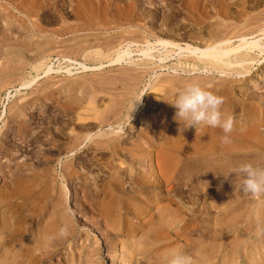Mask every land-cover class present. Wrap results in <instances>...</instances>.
Instances as JSON below:
<instances>
[{"label": "rangeland", "instance_id": "1", "mask_svg": "<svg viewBox=\"0 0 264 264\" xmlns=\"http://www.w3.org/2000/svg\"><path fill=\"white\" fill-rule=\"evenodd\" d=\"M0 4V201L15 192L22 194L29 191L33 197L31 200H36L33 208H29L38 211L36 214L41 219L38 220L39 216L35 214L31 221L45 222H42L44 225L40 223L37 230L34 229L35 232L32 233L35 236L46 231V227L49 231L54 230L58 221H76L74 224L77 233L72 240L66 244L59 240L61 237L58 240L54 236H49L54 239L47 237L50 241L46 242L47 239H44L46 243L42 246L43 251L40 250L39 253V250H35L31 253V264H122L120 241L113 240L111 236L106 238L107 228L98 221L97 209H82L84 196L87 195L81 189L88 186L95 177L105 179L114 174L117 169L110 167L111 162L117 161L114 164L119 167V160L130 156L133 143L145 148L146 154H150L154 162L155 159L163 160V163L166 161L167 168L162 164L161 169L166 172L162 170L168 182L163 186L164 189L170 187L172 192L171 199L157 203L148 215L141 218L143 221L153 220L154 223L159 220L157 225H161L154 226V234L155 231L159 232L156 237L160 236L161 239H156L154 234L151 236L154 242L159 240L154 244L156 255L154 251L152 254L156 263L151 261V256H148L150 259L138 256L133 259L136 264H167V258L176 250L190 256L192 264H264V194L252 196L235 191L234 184L243 180L242 174H231L228 179L223 176L245 162L264 166V119L254 120L256 115L264 113V50L256 48L249 51L242 48L238 51L239 58L238 63L235 60V66L219 63L217 70H213L206 60L189 59L188 52L184 51V47L188 46L205 49L216 45L217 41H223L225 37L230 40L235 37L231 40L233 47L241 44V39L246 37L249 41L259 39L264 48V0H0ZM161 39L173 41L184 50L178 56L177 46L171 47L173 50L169 48L170 52L165 53L168 58L160 69L161 63L157 59L144 58L142 51L149 43L158 50L160 46L157 41ZM126 49L132 53L131 58L126 57L125 61L116 62L120 50ZM156 50L153 49V54L157 58ZM48 66L51 67V72L46 74ZM187 83H199L206 90L225 98L221 110L225 117L234 115L236 121L235 130L230 134L231 143L221 142L224 133L220 128L202 125L197 131L194 126H185L184 122L174 118L177 110L170 103L174 100L175 93ZM251 95L256 98L253 100ZM246 116L253 121L248 125H241L239 119ZM240 129L244 131L241 132ZM249 131L253 134L247 136L245 133ZM258 133L259 137L256 136ZM235 134L238 136L235 137ZM85 135L90 140L85 141ZM251 136L252 142L249 138ZM77 137L80 142L84 141V146L81 145L76 150ZM195 137L202 142L198 143V138L194 141ZM103 138L110 141H103ZM191 141H194L193 144L198 143L196 147ZM109 143L120 145V157L109 154L110 151L106 149ZM255 143L257 147L253 145ZM199 146L206 153L204 151L201 154ZM192 147L199 153L193 154ZM159 153L169 155L164 157ZM168 156H176L171 163L172 169L167 166V160L171 159ZM196 156L198 160L202 158L199 162L203 167L206 163L210 165L213 162L217 166L211 164V171L206 170L207 166L203 169L202 166L199 167L201 163L193 159ZM203 156H208L205 161ZM207 158L213 160L206 161ZM109 160L112 161L109 163ZM195 163L199 164L197 168ZM107 165H110L109 168ZM146 166L147 164L137 165L136 171L146 173ZM213 167L220 170L214 168L212 171ZM189 171L193 172L188 173ZM76 172L86 174V180H76ZM195 183L202 185L204 189L200 187L199 192V187H194ZM192 188L194 194L190 191ZM24 189L27 191H23ZM217 191L224 195L216 196ZM187 194L191 197V202ZM201 194L203 200L196 201ZM99 197L97 202L104 195L99 194ZM16 198L15 202L18 204L20 201L22 204L21 199L17 198L16 201ZM224 200H227L226 204ZM214 201L217 203L214 204ZM183 203L190 211L181 214L178 219L194 220L185 230H179L175 220L176 224L170 222L173 220L171 215L168 217L166 213L165 216L159 210H174L177 208L175 206ZM56 204L59 206L54 207ZM59 209L65 212L62 215L64 218L61 216L65 220L55 216L54 210ZM163 221L166 223L163 224ZM171 223L173 224L169 227ZM149 225L148 228H153ZM145 233L146 229L135 236L125 237L126 244L131 241L134 245L143 243L142 235ZM25 234L16 241H10L8 244H12V247H7L8 244L3 246L0 264L13 263L7 258H10L9 252L15 248V243H28L27 239L30 237L31 240L34 236L30 234L25 239ZM47 246L48 248H44ZM199 250H204V253L201 254ZM5 252H8L6 256L3 254ZM43 252L47 255L42 254ZM34 254H38V257ZM79 254H83L80 259ZM34 256L37 259L34 260Z\"/></svg>", "mask_w": 264, "mask_h": 264}, {"label": "bare ground", "instance_id": "2", "mask_svg": "<svg viewBox=\"0 0 264 264\" xmlns=\"http://www.w3.org/2000/svg\"><path fill=\"white\" fill-rule=\"evenodd\" d=\"M24 1V0H23ZM79 2V1H78ZM82 2V1H81ZM19 3V2H18ZM17 3V4H18ZM24 3V2H23ZM89 3H90V1H89ZM26 4V3H25ZM77 4V3H76ZM99 4V3H98ZM97 4V5H98ZM101 4V3H100ZM1 5V4H0ZM27 5V4H26ZM25 5V6H26ZM100 6V5H99ZM6 8H8V7H6ZM22 8V7H21ZM27 8V7H26ZM90 8V7H89ZM94 9H96V8H94ZM81 10V9H80ZM220 10V9H219ZM7 11V10H6ZM82 11V10H81ZM90 11V10H89ZM28 13H30L29 11H28ZM96 13V12H95ZM10 14V13H9ZM78 16V15H77ZM90 16V15H89ZM98 16V15H97ZM101 17V16H100ZM104 17V16H103ZM98 18V17H97ZM17 19V18H16ZM19 19V18H18ZM81 20H83V19H81ZM86 20V19H85ZM4 21V20H3ZM98 21V20H97ZM1 22V21H0ZM96 22V21H95ZM24 23V22H23ZM93 23V22H92ZM103 23V22H102ZM2 24V23H1ZM88 24V23H87ZM1 26V25H0ZM106 26V25H105ZM223 26V25H222ZM221 27V26H220ZM105 28V27H104ZM82 29V28H81ZM224 29V28H223ZM79 30V29H78ZM222 31V30H221ZM224 31V30H223ZM227 35V34H226ZM213 36V35H212ZM215 37V36H214ZM220 37H221V35H220ZM233 38H235V37H233ZM232 38V39H233ZM179 39V38H178ZM224 39V40H223ZM222 40L223 41H217L216 43L215 42H213V44L215 43L216 45H212V46H206L207 48H205V49H203V48H197V47H190V46H188V47H184V49H186V50H184L183 49V47H178L177 46V44H174V42L172 41H169V40H163V39H161V40H158L157 41V44H158V46H160V48L158 49V50H156L155 49V47L153 48L151 45H147V48L146 49H144L143 51H142V55L144 56V58H147L148 60H155V59H157V62H159V63H161V65H159V67H160V69L161 68H163V63H165V59L166 58H168L167 57V55L165 54V53H167V52H170L169 51V48H171V47H174V46H177L178 48V56H180L181 55V53L183 52V50L184 51H187L188 53L187 54H189V56H187L188 58L190 57V58H193V60H195V58L198 60H201V61H205L206 60V62H208V64L211 66V68L213 69V70H217V69H219V67L217 68V65L219 64V63H223V64H225V65H234L235 66V60L237 59V63H238V58H239V53H238V51L240 50V49H242V48H246V50H249V51H251V50H254V49H258V48H261V49H263L264 50V48H262L263 46L262 45H260V40L258 39V40H256L255 39V41H253V40H251V41H249V39L247 40L246 39V37L244 38H240L241 39V44H239L238 46H236V47H233V43L231 42V40L227 37V39H226V37L225 38H223ZM226 39V40H225ZM4 41V40H3ZM186 41V40H185ZM210 41V40H209ZM233 41V40H232ZM2 42V41H1ZM262 42V41H261ZM232 43V44H231ZM240 43V42H239ZM263 43V42H262ZM189 44V43H188ZM180 45V44H179ZM191 45H193V44H191ZM153 49L154 50H156L157 52L156 53H158V57L156 58L155 57V55L153 54ZM172 50H173V48H171ZM170 49V50H171ZM172 50H171V52H172ZM261 51V50H260ZM240 53H242V52H240ZM262 53V52H261ZM131 52L129 51V49H126V50H124V51H122V50H120V53L117 55V57H116V62H121V61H125V59H126V57L127 58H131ZM168 54V53H167ZM184 54V53H183ZM186 54V55H187ZM252 54V53H251ZM176 55V54H175ZM185 55V54H184ZM263 56H264V52H263V54H262ZM177 56V55H176ZM241 56V55H240ZM242 56H243V54H242ZM241 56V60H243V57ZM245 56H247V55H245ZM251 56V55H250ZM172 57H174V56H172ZM171 56H170V58H172ZM183 57V56H182ZM176 58H178V57H176ZM187 58V59H188ZM189 58V59H190ZM246 59H247V57H245ZM186 59V60H187ZM261 59V58H260ZM264 59V58H263ZM182 60V59H181ZM192 60V59H191ZM262 60V59H261ZM147 61V60H146ZM185 61V60H184ZM250 60L248 59V62H249ZM252 61H254V60H252ZM194 62V61H193ZM198 62V61H197ZM244 62V61H243ZM260 62V61H259ZM258 62V63H259ZM199 63H201V62H199ZM158 64V63H157ZM191 64V63H190ZM244 64V63H243ZM201 65V64H200ZM204 66H206L205 64H203ZM202 65V66H203ZM221 65V64H220ZM236 65H238V64H236ZM239 65H241V63L239 64ZM238 65V66H239ZM248 65V64H247ZM203 66V67H204ZM208 66V65H207ZM246 66V65H245ZM244 66V67H245ZM187 67V66H186ZM226 67V66H225ZM230 67H232V66H230ZM247 67V66H246ZM84 68H85V66H84ZM253 68V67H252ZM174 69V68H173ZM202 69V68H201ZM206 69H209V68H206ZM244 69V68H243ZM179 70V69H178ZM181 70V69H180ZM210 70V69H209ZM182 71V70H181ZM186 71H188V70H186ZM193 71V70H192ZM191 71V72H192ZM204 71V70H203ZM206 71H208V70H206ZM221 71H223V70H221ZM220 71V72H221ZM236 71V70H235ZM251 71V70H250ZM49 72H51V67H49L48 66V68H47V70L45 71V73L47 74V73H49ZM183 72V71H182ZM198 72V71H197ZM208 72H210V73H212L211 71H208ZM224 72V71H223ZM249 72V71H248ZM247 72V73H248ZM215 73H217V72H215ZM220 74V73H219ZM224 74V73H223ZM237 75V74H236ZM239 75H241V74H239ZM226 80V79H225ZM231 81V80H230ZM256 82L254 81L253 82V84H255ZM222 85V84H221ZM217 87V86H216ZM225 87V86H224ZM221 89V88H220ZM208 90V89H207ZM226 90V89H225ZM219 91V90H218ZM221 91V90H220ZM219 94H220V92H219ZM230 94V93H229ZM228 96V95H227ZM230 97V96H229ZM251 97L253 98V100L256 98V97H254V96H252L251 95ZM246 99V98H245ZM250 102V101H249ZM242 104V103H241ZM245 104V103H244ZM163 106V105H162ZM244 107V106H243ZM242 108V107H241ZM230 109V108H229ZM232 109V108H231ZM243 109V108H242ZM246 109V108H245ZM168 110V109H167ZM241 110V109H240ZM250 110V113L252 112L251 111V109H249ZM22 111V110H21ZM21 111H18V114L20 115H22V112ZM175 111V110H174ZM227 111L228 110H226V113H227ZM257 111V110H256ZM256 111H254V112H256ZM170 112V111H169ZM238 112V111H237ZM247 112V111H246ZM249 112V111H248ZM73 113V112H72ZM163 113V112H162ZM225 113V114H226ZM165 114V113H164ZM175 114H176V112H175ZM175 114H174V116H175ZM238 114V113H237ZM244 114H245V112H244ZM248 114V113H247ZM239 115V114H238ZM240 116V115H239ZM257 117L256 118H254V120H258V121H263V119H264V113L262 112L260 115H256ZM15 117V116H14ZM163 118V117H162ZM162 121V120H161ZM238 121V120H237ZM250 121H253V119L251 118V117H242V119H239V122H241V125H248V123L250 122ZM179 122V121H178ZM181 122V121H180ZM179 122V123H180ZM236 122V121H235ZM237 126V125H236ZM25 127V126H24ZM111 127V126H110ZM170 127V126H169ZM185 127V126H184ZM23 128V127H22ZM27 128V127H26ZM167 128V127H166ZM156 129V128H155ZM170 129V128H169ZM189 129V128H188ZM208 129V128H207ZM111 130L112 129H110V132H111ZM158 130V129H157ZM168 130V129H167ZM205 130V129H204ZM159 131V130H158ZM212 131V130H211ZM222 131V130H221ZM220 131V132H221ZM24 132V131H23ZM109 132V133H110ZM204 132V131H203ZM202 132V134H207V133H203ZM209 132V131H208ZM212 132H214V131H212ZM239 132V131H238ZM255 132V131H254ZM26 133V132H25ZM113 133V132H112ZM162 133V132H161ZM211 133V132H210ZM256 133V132H255ZM77 134H78V132H77ZM80 134V133H79ZM86 134V133H85ZM140 134V133H139ZM199 134V133H198ZM220 134H222V133H220ZM233 134V133H232ZM239 134V133H238ZM238 134L236 135L235 134V137L236 136H238ZM242 134V133H241ZM240 134V135H241ZM247 136H250V135H252L253 134V132L252 133H250V131H249V133H245ZM257 134V133H256ZM255 134V135H256ZM100 135H101V133H100ZM100 135H99V138H100ZM104 135H105V133H104ZM145 135V134H144ZM163 135V134H162ZM208 135V134H207ZM206 135V136H207ZM210 135V134H209ZM243 135V134H242ZM259 133H258V135H256V136H258L259 137ZM22 136V135H21ZM81 136V135H80ZM84 136V135H83ZM86 136V135H85ZM102 136V135H101ZM119 136V135H118ZM151 136V135H150ZM196 136V135H195ZM205 136V135H204ZM232 136V135H231ZM245 136V135H244ZM246 136V137H247ZM87 137V136H86ZM89 137V136H88ZM85 138V141L86 140H90V138ZM112 137H113V135H112ZM115 137V136H114ZM213 137H215V136H213ZM242 138V136H239V138ZM264 137V136H263ZM77 138H79V137H77ZM107 138V137H106ZM106 138H105V140H106ZM196 138V137H195ZM194 138V139H195ZM198 138V137H197ZM195 139L194 141H196V140H198V141H200V142H198V143H201L202 141L200 140V138H201V136H200V138H198V139ZM204 138V137H203ZM207 138V137H206ZM205 138V139H206ZM250 139L251 138H253L252 136L251 137H249ZM261 138V137H260ZM22 139V138H21ZM114 139V138H113ZM146 139V138H145ZM202 139V138H201ZM209 139V138H208ZM211 139V138H210ZM246 139V138H245ZM258 139V138H257ZM79 140V141H78ZM82 140V139H81ZM92 140V139H91ZM99 140V139H98ZM104 140V138H103V141H105ZM168 140V139H167ZM192 140V139H191ZM202 140H204V139H202ZM212 140V139H211ZM211 140H209V141H211ZM214 140V139H213ZM241 140V139H240ZM247 140V139H246ZM259 140V139H258ZM257 140V141H258ZM262 140V139H261ZM72 141V140H71ZM100 141V140H99ZM102 141V140H101ZM107 141V140H106ZM109 141H110V139H109ZM109 141H107V142H109ZM160 141V140H159ZM164 141V140H163ZM188 141V140H187ZM194 141L192 142V144L194 143ZM243 141V140H242ZM248 141V140H247ZM106 142V143H107ZM148 142H150V141H148ZM162 142V141H161ZM206 142V141H205ZM214 142V141H213ZM251 142H252V139H251ZM254 142V141H253ZM261 142V141H260ZM263 142V141H262ZM84 143V141H81L80 142V138L79 139H77L76 140V150L78 149V148H80V146L82 145ZM97 143V142H96ZM99 143H101L102 144V142H99ZM116 143V142H115ZM115 143H109L108 144V146L106 147V149L108 150V152H109V154L112 156V157H115V156H119L120 155V153H119V147H120V145L117 143V144H115ZM156 143V142H155ZM198 143H195V144H193V145H195V147H196V144H198ZM211 143L212 142H210V144H209V146L211 145ZM250 143V142H249ZM258 144H259V142H257ZM4 144V143H3ZM19 144V143H18ZM29 144V143H28ZM91 144H93V143H91ZM153 144V143H152ZM203 144V143H202ZM245 144H246V142H245ZM88 144H85V146H87ZM105 145H107V144H105ZM118 145H119V147H118ZM186 145V144H185ZM205 145V144H204ZM247 145V144H246ZM253 145H255V147H257L256 146V143L255 144H253ZM70 146V145H69ZM73 146V145H72ZM71 146V147H72ZM82 146H84V145H82ZM91 146V145H90ZM122 146V145H121ZM130 146V145H129ZM132 146V145H131ZM190 146V145H189ZM188 146V147H189ZM202 146V145H201ZM207 146V145H206ZM204 147V148H207V147ZM214 146V145H213ZM259 146V145H258ZM261 146V145H260ZM264 146V145H263ZM70 147V148H71ZM124 147V146H123ZM123 147H121V148H123ZM150 147V146H149ZM194 147V146H193ZM193 147H192V149H193ZM198 147V146H197ZM247 147V146H246ZM25 148V147H24ZM96 148H98V147H96ZM95 148V149H96ZM102 148V147H101ZM125 148V147H124ZM180 148V147H179ZM199 148H200V151L199 152H201V150H202V153L201 154H203L204 153V151H203V149H202V147H200L199 146ZM264 148V147H263ZM68 149V148H67ZM106 149H104V151L106 150ZM127 149V148H126ZM132 151H131V154H130V156L129 157H127L125 160H119V167H117L116 166V164H114V162L112 163L111 162V164H112V166H110V167H112L114 170L115 169H117V171L115 170V173L113 174H111L108 178H105V179H102L101 177H95V178H93V181L90 183L89 182V184H88V186L86 185L85 187H83L81 190L83 191L84 190V192L83 193H85V195H87V197L86 196H84V198H85V200L83 201V207L84 208H82V209H86L87 210V208L89 209H93V208H95V209H97L98 210V212H99V222H100V224L101 225H105L104 227H106L107 228V234H106V238H108V236H111L112 238H113V240H115V241H117V242H119L120 241V244L121 245H119V246H121V256H122V264H127V262H128V264H136V261H135V263H134V261H133V259L134 258H137L138 256L140 257V256H147V258H149L148 256H151L150 258H153V259H151V261L152 262H155L154 261V258L155 257H152V254H153V251H154V244H155V242H157V241H159V240H157V241H155L154 242V240H152V238H151V236H153L152 234H154V226H156V227H160L161 225H157L158 224V222H159V220L158 221H155V222H157V223H154V221L153 220H149V221H146V220H141V218L143 217V216H145V215H148L149 213H150V211L151 210H153L154 209V206L157 204V203H160V202H162V201H164L165 199H171L170 197V195H171V189H170V187H168L167 189H164L165 188V186H163L164 185V183L165 182H168L167 181V178H166V180H165V177L163 176V172H165L163 169H161V166L163 167V165H164V168L166 169L167 167H165V165H166V161L163 163L160 159H159V157H157L159 160L157 161L156 159H155V162H154V160L152 159V157H150L148 154H146V150H145V148H143L142 146H140V145H134V143H133V146H132ZM131 149H127V150H131ZM191 149V150H192ZM210 149H211V147H210ZM213 149V148H212ZM211 149V150H212ZM27 150V149H26ZM63 150V149H62ZM83 150H84V148H83ZM125 150V149H124ZM123 150V151H124ZM169 150V149H168ZM173 150V149H172ZM188 150V149H187ZM186 150V151H187ZM194 151H193V154L194 153H199L198 151H196V149H193ZM197 150H199V149H197ZM208 150H209V148H208ZM217 150V149H216ZM220 150V149H219ZM103 151V152H104ZM122 151V150H121ZM120 151V152H121ZM174 151V150H173ZM1 152V151H0ZM24 152H25V150H24ZM64 152V151H63ZM125 152V151H124ZM129 152V151H128ZM191 152V151H190ZM190 152H189V154H190ZM223 152V151H222ZM247 152H248V150H247ZM78 153H80L79 151H78ZM77 153V154H78ZM169 153V152H168ZM168 153H163V154H166V155H160V153H159V155L160 156H167V154ZM184 153H186V152H184ZM205 153H206V151H205ZM244 153V152H243ZM264 153V152H263ZM59 154V153H58ZM105 154H106V152H105ZM209 154H210V152H209ZM223 154V153H222ZM250 154V153H249ZM252 154V153H251ZM148 155V156H147ZM169 155V154H168ZM183 155H185V154H183ZM205 155H207V154H205ZM248 155V154H247ZM102 156V155H101ZM128 156V155H127ZM157 156V155H156ZM187 156V155H186ZM185 156V157H186ZM209 156V155H208ZM208 156H206V157H208ZM211 156V155H210ZM226 156V155H225ZM256 156V155H255ZM120 157V156H119ZM119 157H117V158H119ZM169 157V156H168ZM171 157V156H170ZM169 157V158H170ZM174 157H176V156H174ZM174 157H171V159H169L170 160V162H169V160H167L168 162H167V166H168V168H171L172 166H171V163H173V160L175 161V159H174ZM184 157V158H185ZM189 157V156H188ZM200 157V156H199ZM204 157V156H203ZM206 157H204V161H205V158ZM261 157H262V155H261ZM122 158V157H121ZM161 158V157H160ZM192 158V157H191ZM197 158V156L195 157V158H193V159H195L196 160V162L198 161L199 162V160H200V158H199V160L198 159H196ZM264 158V157H263ZM102 159V158H101ZM114 159V158H113ZM166 159V158H165ZM164 159V160H165ZM168 159V158H167ZM202 159V158H201ZM210 159V158H209ZM208 158L206 159V161L207 160H209ZM216 159V158H215ZM118 160V159H117ZM202 160V161H203ZM210 160H213V158L212 159H210ZM209 160V161H210ZM217 160V159H216ZM252 160V159H251ZM104 161H105V158H104ZM110 161H112V160H109V161H107V162H109L110 163ZM192 161V160H191ZM201 161V160H200ZM208 161V162H209ZM258 161H260V160H258ZM102 162V161H101ZM106 162V161H105ZM117 162V161H116ZM115 162V163H116ZM193 162H195V161H193ZM197 162V163H198ZM212 162V161H211ZM216 162V161H215ZM264 162V161H263ZM83 163V162H82ZM187 163V162H186ZM197 163H195L196 165H194V166H196V168H197V165H199L201 162H199V164H197ZM214 163V162H213ZM213 163H211V164H213ZM97 164V163H96ZM104 164V163H103ZM108 164V163H107ZM142 164H147V166H148V169H147V172L146 173H138L137 171H136V167H137V165H141L142 166ZM163 164V165H162ZM169 164V165H168ZM175 164H176V162H175ZM178 164V163H177ZM194 164V163H193ZM203 164H205V163H203ZM208 163H206V165L205 166H207V167H205V168H207L206 170H210L211 171V169H210V165H207ZM95 165V164H94ZM255 165H257V164H255ZM109 166L107 165V167L109 168ZM146 166V167H147ZM170 166V167H169ZM173 166H174V164H173ZM180 166V165H179ZM193 166V167H194ZM200 166H202L203 167V165H202V163H201V165H199V167ZM213 166H217L216 164H213ZM79 167V166H78ZM184 167V166H183ZM198 167V168H199ZM204 167H203V169H204ZM208 167H209V169H208ZM212 167V166H211ZM218 167H219V165H218ZM77 168V167H76ZM106 168V167H105ZM111 168V169H112ZM174 168V167H173ZM189 168V167H188ZM187 168V169H188ZM195 168V167H194ZM195 168V169H196ZM220 170V168H218L217 169V167H213L212 168V171L213 170ZM172 169V168H171ZM170 169V170H171ZM202 169V168H201ZM162 170H163V172H162ZM168 170V169H167ZM190 170H191V168H190ZM192 170H193V168H192ZM225 170H226V168H225ZM71 171V170H70ZM176 171V170H175ZM198 171V170H197ZM199 171H200V168H199ZM205 171V170H204ZM203 170H202V172H204ZM80 172V171H79ZM79 172H76V180H79V181H82V180H84V176L86 175H82V174H80ZM110 172V171H109ZM113 172V171H112ZM170 172V171H169ZM179 172V171H178ZM181 172V171H180ZM187 172V171H186ZM190 172H193V171H189L188 173H190ZM196 172V171H195ZM206 172V171H205ZM218 172V171H217ZM217 172H216V174H217ZM227 172V171H226ZM75 173V172H74ZM166 173V172H165ZM168 173V172H167ZM229 173V172H228ZM227 173V174H228ZM185 174V173H184ZM187 174V173H186ZM185 174V175H186ZM197 174V173H196ZM222 174V173H221ZM224 174V173H223ZM238 175H239V173H237ZM236 174V175H237ZM188 175V174H187ZM191 175H193V174H191ZM215 175V174H214ZM218 175H219V173H218ZM236 175L234 176V179H235V177H236ZM64 176V175H63ZM66 176V175H65ZM68 176V175H67ZM99 176V175H98ZM230 176H232V175H230ZM229 176V177H230ZM15 177V176H14ZM188 177V176H187ZM197 177H198V175H197ZM196 177V178H197ZM202 177V176H201ZM207 177V176H206ZM31 178V177H30ZM88 178V177H87ZM184 178V177H183ZM33 179H34V177H33ZM181 179V178H180ZM204 179V178H203ZM202 179V180H203ZM231 179V178H230ZM16 180V179H15ZM35 180V179H34ZM85 180H86V177H85ZM84 180V181H85ZM186 180H188V179H186ZM185 180V181H186ZM197 180V179H196ZM218 180V179H217ZM199 182V181H198ZM197 182V183H198ZM204 182V181H203ZM218 182V181H217ZM216 182V183H217ZM222 182H224V181H222ZM33 183V182H32ZM41 183V182H40ZM85 183H87V182H85ZM186 183V182H185ZM197 183H195V185L197 184ZM202 183V182H201ZM225 183V182H224ZM230 183V182H229ZM232 183V182H231ZM20 184V183H19ZM27 184V183H26ZM83 184V183H82ZM165 184H167V183H165ZM177 184V183H176ZM182 184V183H181ZM187 184V183H186ZM185 184V185H186ZM199 184H200V182H199ZM204 184V183H203ZM179 185V184H178ZM184 185V184H183ZM182 185V186H183ZM217 185H218V183H217ZM216 185V186H217ZM222 185H224V184H222ZM221 185V186H222ZM11 186V185H10ZM14 186V185H13ZM26 186V185H25ZM220 186V187H221ZM24 187V186H23ZM27 187V186H26ZM36 187V186H35ZM79 187H81V186H79ZM194 187H199V192H200V187H202V185H200V186H198V185H196V186H194ZM214 187V186H213ZM218 187V186H217ZM14 188V187H13ZM28 188V187H27ZM34 188V187H33ZM191 188V187H190ZM203 188V187H202ZM22 189V188H21ZM30 189H32V187L30 188ZM204 189V188H203ZM206 189V188H205ZM26 189H24L23 191H25ZM198 190V189H197ZM218 190V189H217ZM23 191H21V192H23ZM27 191V190H26ZM32 191V190H31ZM45 191V190H44ZM43 191V192H44ZM50 191V190H49ZM48 191V192H49ZM81 191V192H82ZM177 191V190H176ZM186 191V190H185ZM187 191H189V190H187ZM186 191V192H187ZM190 191L192 192L193 191V188H192V190L190 189ZM189 191V192H190ZM214 191V190H213ZM219 191V190H218ZM217 191V192H218ZM14 192H15V190H14ZM52 192V191H51ZM89 192H92L91 194L89 193ZM188 192V193H189ZM10 193H11V191H10ZM18 193H20V192H15V193H13V195L12 194H10V196H9V194H8V196L9 197H7V199H3L2 201H0V246L2 245V247L0 248V252L2 253V252H4V250H2L3 249V246L5 247V245H7L10 241H13V240H17L18 238H20V236L24 233H26L27 234V236L26 237H24L25 239L32 233V232H35V230L34 229H36L38 226H40V223H44L45 224V222L44 221H31V219L32 218H34L35 216V214L38 212H36V211H34V210H30V208L29 207H31L32 206V208H33V205L35 204V202L34 201H36V200H31V198H33V197H31V194L29 193V191L28 192H25V193H20L19 195L20 196H17V194ZM83 193H81V194H83ZM216 193V192H215ZM34 194V193H33ZM51 194H53V193H51ZM50 194V195H51ZM89 194V195H88ZM99 194H101V196H102V194L104 195V197H102L103 199H101V200H99L100 202H97V200L100 198L99 197ZM186 194V193H185ZM190 194V193H189ZM192 194H194L193 192H192ZM199 194V193H198ZM203 194V193H202ZM201 194V196H198V198H197V200L196 201H202L203 200V195ZM214 194V193H213ZM220 194H222V193H219L218 192V194H216V196H220ZM16 195V196H15ZM188 195V194H187ZM191 195V194H190ZM197 195V194H196ZM222 195H224V194H222ZM189 196V195H188ZM206 196V195H205ZM209 196H211L210 194H209ZM208 196V197H209ZM215 196V195H214ZM20 198L21 199V203L22 204H20L19 202H18V204L15 202V198ZM45 197V196H44ZM190 197V196H189ZM207 197V196H206ZM213 197V196H212ZM222 197V196H221ZM17 198H16V201H18L17 200ZM36 198V197H35ZM50 198V197H49ZM60 198V197H59ZM194 198H195V195H194ZM217 198V197H216ZM189 199V198H188ZM196 199V198H195ZM221 199V198H220ZM228 199V198H227ZM234 199H235V197H234ZM57 200V199H56ZM229 200V199H228ZM244 200V199H243ZM242 200V201H243ZM25 201V202H24ZM65 201V200H64ZM170 201V200H169ZM186 201V200H185ZM189 201L191 202V197H190V199H189ZM208 201H210V200H208ZM217 201V200H216ZM225 201V204H226V201L227 200H224ZM224 201H222L221 202V204L222 203H224ZM230 201H231V199H230ZM38 202V201H37ZM36 202V203H37ZM56 202V201H55ZM172 202V201H171ZM251 202V201H250ZM257 202V201H256ZM53 203H54V201H53ZM56 203H59V202H56ZM207 203V202H206ZM217 202H215L214 201V204H216ZM219 203H220V200H219ZM236 203V202H235ZM252 203V202H251ZM60 204V203H59ZM59 204L57 205L56 204V206H54V207H57V206H59ZM211 204H212V202H211ZM246 204V203H245ZM42 205H44V204H42ZM163 205V204H162ZM218 205H220V204H218ZM217 205V206H218ZM223 205V204H222ZM53 206V205H52ZM165 206V205H164ZM194 206V205H193ZM210 206V205H209ZM216 206V207H217ZM224 206V205H223ZM222 206V207H223ZM34 207H37V205L36 206H34ZM41 208H42V206H40ZM44 207V206H43ZM47 207V206H46ZM81 207V206H80ZM159 207V206H158ZM163 207V206H162ZM175 207H177L176 209H171V210H169L168 208V210H166V208H165V210H159V212H164L165 213V216H166V213H168L167 215H168V217H169V215H171V217L170 218H173V220L172 221H170V222H174V220H175V222L177 223V228L179 229V230H185L187 227H189V225H190V223L194 220L193 218V216H191V218L193 219V220H191V221H189V218H188V220H184V218H182V219H178V217H181V214H183V213H186L187 214V212L188 211H190L189 209H188V207L183 203V204H180V205H177V206H175ZM192 207V206H191ZM157 208V207H156ZM37 209V208H36ZM53 209V208H52ZM51 209V210H52ZM57 209V208H56ZM66 209V208H65ZM89 209V210H90ZM164 209V208H163ZM214 209H215V207H214ZM237 209V208H236ZM39 210H40V208H39ZM49 210V209H48ZM62 210V209H61ZM78 210V209H77ZM88 210V211H89ZM176 210V211H175ZM192 210V209H191ZM198 210V209H197ZM40 211H42V210H40ZM54 211H56L55 212V216L56 217H61L62 215H64L65 214V212H61L60 211V209H59V211H57V210H54ZM155 211V210H154ZM175 211V212H174ZM208 211V210H207ZM219 211V210H218ZM235 211V210H234ZM260 211V210H259ZM41 212H39V214H40ZM43 213V212H42ZM161 213H159V215L161 214ZM24 214H26V216H23ZM194 214H196V213H194ZM227 214V213H226ZM249 214H250V212H249ZM37 216H39L38 214H36ZM66 215H67V213H66ZM152 215V214H151ZM190 215V214H189ZM204 215V214H203ZM206 215V214H205ZM204 215V216H205ZM223 215V214H222ZM69 216V215H68ZM195 216V215H194ZM53 217H54V215H53ZM63 217V216H62ZM61 217V218H62ZM160 217V216H159ZM190 217V216H189ZM196 217V216H195ZM213 217V216H212ZM215 217H217V216H215ZM55 218V217H54ZM64 218V217H63ZM62 218V219H63ZM65 218H67V217H65ZM93 218V217H92ZM152 218V217H151ZM157 218V217H156ZM26 219V220H25ZM57 220H58V218H56ZM56 219H55V221L54 222H56ZM60 219V218H59ZM169 219V218H168ZM167 219V220H168ZM176 219H178V220H176ZM217 219V218H216ZM215 219V220H216ZM219 219V218H218ZM38 220H41L40 219V216H39V219ZM44 220V219H43ZM50 220V219H49ZM63 220H65V219H63ZM163 220V219H162ZM171 220V219H170ZM200 220V219H199ZM214 220V221H215ZM221 221V220H220ZM252 221V220H251ZM49 222V221H48ZM47 222V223H48ZM76 221H58L57 223H55V226H56V228L54 229V230H52V231H49V230H47V228L48 227H46V231H44V232H42L41 230V234L39 233V235H34V233H32L34 236L31 238V240H29V238L27 239L28 240V243H27V241L26 242H23L24 244H21L22 242H20V245H16V243H15V248L14 249H12L10 252H9V254H10V258H7V259H9V260H12V264H31V262H30V256L32 257V255H31V253L34 251L35 252V250H39V253H41L40 252V250L41 251H43L42 250V246H44V244L46 243V242H48V240L49 239H47V237H51V236H54V237H57L56 239L58 240V238L59 237H61V236H59V229L61 228V227H63V226H67L68 227V234L66 235V236H63V237H61V238H59V240H63V241H65V243L66 242H68V241H70V240H72L74 237H75V235H76V233H77V231H76V224H74ZM168 222H169V220H168ZM169 222V223H170ZM174 222V223H175ZM42 223V224H43ZM47 223H46V225H47ZM161 223V222H160ZM166 222H164L163 221V224H165ZM175 223V224H176ZM262 223V222H261ZM43 224V225H44ZM48 224H51L50 222L48 223ZM54 224V223H53ZM70 224H73L72 226L70 225ZM152 225L153 226V228L152 227H147L148 225ZM173 223H171V224H169V227L172 225ZM43 225H41V226H43ZM79 225V224H78ZM149 225V226H150ZM167 225V224H166ZM201 225V224H200ZM258 225V224H257ZM53 226V225H52ZM163 226L164 225H162V228H163ZM176 226V225H175ZM250 226V225H249ZM44 227V226H43ZM43 227H41V228H43ZM97 227V226H96ZM95 227V228H96ZM45 229V228H44ZM49 229V228H48ZM52 229V228H51ZM50 229V230H51ZM101 229V228H100ZM144 229H146V233L144 234V235H142V238H143V243H141V244H138V245H134V242L133 241H131V243L133 242V245L131 244V243H128V244H131V245H128V244H126V240L124 239L125 237H127V236H135V235H137L141 230H144ZM176 229V228H175ZM177 229V230H178ZM204 229V228H203ZM34 230V231H33ZM37 230V229H36ZM172 230H174L173 228H172ZM39 231V230H38ZM104 231H105V229H104ZM160 231V230H159ZM166 232V231H165ZM178 232V231H177ZM38 233V232H37ZM143 233V232H142ZM158 233L159 232H157L156 233V231H155V237H156V235H158ZM171 233V232H170ZM25 234V235H26ZM31 234V235H32ZM48 234V235H47ZM168 234H169V232H168ZM88 235V234H87ZM170 235V234H169ZM178 235V234H177ZM22 236H24V235H22ZM163 236V235H162ZM166 235H164V237H165ZM49 237V238H50ZM87 237V236H86ZM110 237V238H111ZM158 237H160V236H158ZM158 237H156V239L158 238ZM53 238V237H52ZM52 238H50V239H52ZM130 238V237H129ZM132 238V237H131ZM166 238H168V237H166ZM201 238V237H200ZM204 238V237H203ZM22 239V238H21ZM37 239L39 240H43V241H41L40 242V240L39 241H37ZM44 239L46 240L47 239V241L45 242L44 241ZM54 239V238H53ZM155 239V238H154ZM159 239V238H158ZM160 239H161V237H160ZM165 239V238H164ZM169 239V238H168ZM24 240V239H23ZM108 240V239H107ZM131 240V239H130ZM162 240H163V237H162ZM167 239H165V241H166ZM202 240V239H201ZM14 241V242H15ZM18 241H20V240H18ZM25 241V240H24ZM38 243H37V242ZM50 241V240H49ZM56 241V240H55ZM63 241H61V242H63ZM140 241H141V239H140ZM195 241V240H194ZM13 242V243H14ZM72 242V241H71ZM111 242V241H110ZM162 242V241H161ZM50 243V242H49ZM47 243L48 245H50V244H52V243ZM64 243V242H63ZM70 243V242H69ZM113 243V242H112ZM199 243V242H198ZM204 243V242H203ZM55 244V243H54ZM60 244V243H59ZM67 244V243H66ZM116 244V243H115ZM159 244V243H158ZM53 245V244H52ZM56 245V244H55ZM110 245V244H109ZM193 245H195V243H193ZM192 245V246H193ZM201 245V244H200ZM8 246H11L12 247V244L11 245H7V247ZM14 246V245H13ZM98 246V245H97ZM195 246H197V244L195 245ZM52 247V246H51ZM112 247H113V245H112ZM111 247V248H112ZM10 248V247H9ZM44 248H48V246L47 247H44ZM54 248V247H53ZM117 248V247H116ZM193 248V247H192ZM7 249V248H6ZM51 248L49 247V250H50ZM56 249V248H55ZM98 249H100V247L98 248ZM2 250V251H1ZM44 250H46V249H44ZM110 250V249H109ZM120 250V249H119ZM169 250V249H168ZM200 250H202V249H200ZM199 250V251H200ZM48 251V250H47ZM47 251H44V252H47ZM156 251V250H155ZM155 251H154V253H155ZM36 252H38V251H36ZM42 253V254H45V253ZM50 252H52L51 250H50ZM115 252V251H114ZM0 253V254H1ZM47 253H49V252H47ZM112 253V252H111ZM116 253V252H115ZM168 253V252H167ZM200 253L201 254H203L204 253V250L203 251H200ZM3 254H5V256H6V254H8V252H5V253H3ZM2 254V255H3ZM50 254V253H49ZM165 254V253H164ZM170 254V253H169ZM168 254V255H169ZM34 255H38V254H34ZM41 255V254H40ZM39 255V256H40ZM45 255H47V254H45ZM80 255V254H79ZM81 255H83V254H81ZM81 255H80V257H79V259L81 258ZM88 255V254H87ZM154 255H156V253L154 254ZM153 255V256H154ZM157 255H158V253H157ZM160 255H162L163 256V254H160ZM167 255V254H166ZM220 255V254H219ZM9 256V255H8ZM76 256V255H75ZM120 256V255H119ZM221 256V255H220ZM219 256V257H220ZM38 257V256H37ZM37 257L35 258V256H34V260L35 259H37ZM43 257V256H42ZM218 257V258H219ZM30 258V259H29ZM83 258V257H82ZM126 258H128L127 260H126ZM146 258V257H145ZM149 258V259H150ZM76 260V259H75ZM82 260V259H81ZM137 260V259H136ZM158 260V259H157ZM159 260H161V258L159 259ZM31 261H33V259L31 260ZM203 261V260H202ZM157 262H159V261H157ZM204 262V261H203ZM144 263V262H143ZM147 263V262H146ZM145 263V264H146ZM156 263V262H155ZM202 263V262H201ZM73 264V263H72ZM76 264V263H75ZM140 264V263H139ZM148 264V263H147ZM163 264V263H162ZM203 264V263H202Z\"/></svg>", "mask_w": 264, "mask_h": 264}, {"label": "clouds", "instance_id": "3", "mask_svg": "<svg viewBox=\"0 0 264 264\" xmlns=\"http://www.w3.org/2000/svg\"><path fill=\"white\" fill-rule=\"evenodd\" d=\"M224 103V97L206 90L199 83H187L175 93V98L170 104L177 110L174 118L184 122L185 126H194L197 131L202 125L220 128L224 133L221 142L229 144L231 143L230 134L235 130V116L225 117L221 110ZM237 173L242 174L244 178L239 184L233 183L235 191L252 196L264 194V166L245 162L233 168L227 176H223L228 179L231 174ZM58 234L61 237L66 236L68 227H61ZM167 264H192V258L176 250L167 258Z\"/></svg>", "mask_w": 264, "mask_h": 264}]
</instances>
